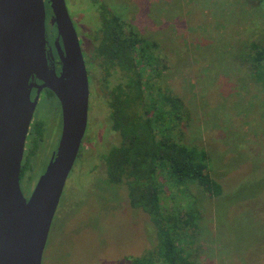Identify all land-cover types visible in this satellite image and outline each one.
<instances>
[{
  "label": "rangeland",
  "instance_id": "1",
  "mask_svg": "<svg viewBox=\"0 0 264 264\" xmlns=\"http://www.w3.org/2000/svg\"><path fill=\"white\" fill-rule=\"evenodd\" d=\"M65 1L85 46L87 31L98 22L95 3ZM102 1L154 44L158 62L154 70L145 69L144 79L181 99L185 112L171 133L175 140L205 148L211 174L222 187L213 197L192 189L195 199H173L164 191L168 210L195 200L198 224L180 231L181 247L193 264H264V84L254 80L240 56L251 41H264V5L255 0ZM33 116L44 122L47 138L35 144L26 193L54 154L58 101L42 99ZM86 135L95 154L74 162L41 264H132L155 248V232L148 215L130 206L124 185L105 180L100 157L120 136L102 98L94 106L90 102Z\"/></svg>",
  "mask_w": 264,
  "mask_h": 264
},
{
  "label": "trees",
  "instance_id": "2",
  "mask_svg": "<svg viewBox=\"0 0 264 264\" xmlns=\"http://www.w3.org/2000/svg\"><path fill=\"white\" fill-rule=\"evenodd\" d=\"M92 1L98 22L87 31L91 44L87 56L101 73L111 126L120 136L118 144L101 155L105 180L124 185L130 206L148 215L156 238L155 248L132 264H193L180 238L185 229L198 224L195 200L168 210L163 193L169 191L173 199H195V189L213 197L222 193L221 184L211 174L205 148L175 140L171 133L185 112L181 99L158 91L153 80L144 79L145 69L154 70L158 62L154 44L102 0ZM255 1L264 5V0ZM240 56L254 80L264 84V41H251ZM33 127L36 143L42 128L37 122Z\"/></svg>",
  "mask_w": 264,
  "mask_h": 264
},
{
  "label": "water",
  "instance_id": "3",
  "mask_svg": "<svg viewBox=\"0 0 264 264\" xmlns=\"http://www.w3.org/2000/svg\"><path fill=\"white\" fill-rule=\"evenodd\" d=\"M60 65L51 62L46 7ZM38 79L41 84L31 83ZM50 89L62 111L56 150L26 198L21 161L36 99ZM88 76L65 0H0V264H41L49 229L87 125ZM38 95V94H37Z\"/></svg>",
  "mask_w": 264,
  "mask_h": 264
},
{
  "label": "flooded vegetation",
  "instance_id": "4",
  "mask_svg": "<svg viewBox=\"0 0 264 264\" xmlns=\"http://www.w3.org/2000/svg\"><path fill=\"white\" fill-rule=\"evenodd\" d=\"M47 9H48V11H47ZM46 13L51 18L52 12L48 8V6L46 7ZM46 17H47V15H46ZM49 24L51 25V27H52V29L54 31H51V34H49L48 33V29H46L48 49H49V52L51 51V53L53 55V58H51V62L54 63L56 73L58 74L59 71H60V65H59V62H58L56 49L54 47V40L56 38V29H55L53 24H51V23H49ZM48 35L51 36L50 37L51 40H48ZM79 42H80V40H79ZM80 45H81V50H82L83 58H84L85 65H86L87 76H88V86H89L88 109H89L90 102L92 103V106H94V104H95L97 99L102 98V99L105 100V96H104V93H103V90H102L103 83L101 82V73L98 70V66L92 60L91 55L87 56V52L91 48L90 41L85 46L82 44V42H80ZM84 49H85V51H84ZM30 82L31 83L35 82L36 84H41V81L38 80V79H35L33 81H30ZM37 92H38V89L35 86H33L31 88V90H30V99L31 100L36 99V104H35L34 111H35L36 107L38 106V104L41 102V100L44 99V98L47 99L48 96H51L53 98V100H55V102L58 101L59 116H60V123H61L60 124V134H61L62 111H61V105H60V102H59L58 98L48 88H42V89L39 90V93H37ZM105 103H106V101H105ZM56 109H57L56 106L51 108V110H56ZM52 112L54 113V111H52ZM33 115H34V112H33ZM33 115H32L33 118L31 119V122H30V125H29V128H28V132H27V136H26V140H25V144H24V153H23V158H22V161H21L22 170L20 169V176H19L20 188L22 190L23 195L26 198L29 197V195L31 194V192H32V190L34 188L33 187L31 190L28 191V193H26V189H25V185H24V182L30 180L29 178H31L30 177V173H29L30 168H29L28 165H30L32 157L36 154V151L38 150L37 148L34 149L35 148V144H36L33 141V136H34L33 124L34 123L37 122L39 124V126L43 129L42 138L41 139L43 140V138H47V129H46V126H45L44 122L39 120L38 118H34ZM49 119H50V117H49ZM87 123H88V115H87ZM86 132H87V125H86V129H85L84 135H83V137L81 139V143H80L79 150H78L76 158H78V157H80V158L81 157H88V155L91 154L92 152H94V154H95L94 148L91 145V142H90L88 136L86 135ZM60 134L58 135V139H57V143H56L55 147H57V144H58V141H59V138H60ZM88 148H89V151H88ZM55 150H56V148H55ZM32 151H34V154L30 155ZM100 161H101V157H100ZM101 164H103L102 161H101Z\"/></svg>",
  "mask_w": 264,
  "mask_h": 264
}]
</instances>
